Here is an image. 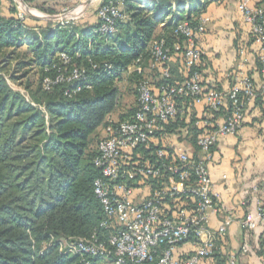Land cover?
Returning <instances> with one entry per match:
<instances>
[{
    "label": "trees",
    "instance_id": "trees-1",
    "mask_svg": "<svg viewBox=\"0 0 264 264\" xmlns=\"http://www.w3.org/2000/svg\"><path fill=\"white\" fill-rule=\"evenodd\" d=\"M9 1L8 13L4 14L0 0V264H98L105 259L81 257L61 250L64 240L95 234L105 241L115 229L101 227L108 219L94 195V183L102 178L101 170L94 164L102 138L97 143L95 133L100 127L105 131L110 125L107 118L121 107L119 84L124 80L134 85L137 96L139 82L146 79V69L156 74L157 87L185 79L186 41L174 36L175 28L183 22L196 26L210 4L226 0H103L100 5L111 3L125 17L111 36L96 33L97 17L93 24L70 21L28 26L25 18H18L16 6ZM38 1L24 0L39 11L56 13L53 7L45 8L46 3ZM242 32L249 44L253 43L252 35L244 26ZM158 39L165 40L169 48L174 44L180 47L169 64L170 80L161 79L159 69L149 67L150 45ZM198 46L200 59L192 71L200 74L205 90L227 92L217 84L209 87L205 83L208 61ZM235 47L238 51L244 48L247 53L246 41L238 42ZM61 54L67 56V63L61 60ZM256 59L260 82L251 81L258 90L263 78ZM176 60L181 61L179 71L172 67ZM9 69L13 82L26 80V84H19L23 85L26 95L8 86L3 72L7 75ZM32 70L39 76L34 89L27 81ZM73 70L81 73L77 81L56 83L49 90L43 88L45 79L65 78ZM77 87L80 90L75 92ZM262 96H256L253 103ZM243 102L246 112L249 104ZM137 110L136 105L126 111L117 123L132 121ZM231 111L229 101L218 112L202 109L203 114L198 117L196 108L187 99H180L175 117L162 124L150 143L127 154L126 167L155 165L156 151L162 148L168 154L165 161L172 162L171 150L175 143L187 142L195 156L197 140L205 130L194 123L208 118L216 124ZM168 178L169 174L163 172L156 179L145 181L138 177L130 185L138 188L145 184L153 192L162 191L168 186ZM176 205L190 212L195 202L191 197L178 201L166 199L164 214L170 216ZM220 239L215 238L210 264L214 259L226 264L225 257L217 255L216 244ZM263 248L264 238L257 251L264 259ZM160 255L159 249L145 264H155ZM105 261L112 264L111 258Z\"/></svg>",
    "mask_w": 264,
    "mask_h": 264
},
{
    "label": "built area",
    "instance_id": "built-area-1",
    "mask_svg": "<svg viewBox=\"0 0 264 264\" xmlns=\"http://www.w3.org/2000/svg\"><path fill=\"white\" fill-rule=\"evenodd\" d=\"M233 1L236 3L241 24L252 35L254 42L261 46L258 53L263 78L261 87L256 90L251 79L241 73L235 77L234 84L227 92L205 90L200 74L192 69L199 62L201 53L198 41L210 18L201 16L196 26L189 22L179 24L174 30V36L186 41L183 62L185 79L178 83L166 82L155 89L146 79L139 82L138 110L133 120L120 123L109 121L110 125L105 129V135L97 146L99 154L94 164L101 170L102 178L94 183V195L108 219L101 227H112L115 228L114 231L105 241H101L95 234L64 240L61 250L81 257L105 260L111 258L112 264H145L160 249L161 255L155 264H210L215 238L225 236L231 223V218H226L216 232L207 228L210 216L217 213L219 200V195L212 188L208 171L213 150L220 137L234 135L241 128L245 112L243 101L250 104L259 94L264 95V0ZM21 13H18V18L23 20L24 15ZM96 17L99 21L96 33L100 36L115 34L119 23L125 18L120 9L111 3L99 5ZM178 52L179 45L174 44L169 48L163 39L153 41L150 45V69H159L161 79L170 80L169 64ZM238 54L244 56L246 50L242 48ZM60 58L64 63L68 62L65 54H61ZM138 73H141L140 69ZM80 76L78 70H73L65 78H47L43 81V88L49 90L56 83L64 81L72 83ZM79 90L80 87H77L75 92ZM180 99H187L191 107H201L207 112H218L230 101L232 111L216 124L208 118L194 123V126L205 130L197 140L195 156L193 149H188L183 143H175L171 150L172 162L165 161L168 154L162 148L156 151L155 165L145 164L138 167L133 164L131 168H127V154L138 146L150 143L162 124L175 117ZM163 172L169 174L168 186L162 191L149 190L147 197L137 201V190L140 187L133 188L130 181H136L138 177L145 181L156 179ZM184 197L193 198V210L188 212L176 205L170 216L164 214L166 199L178 201ZM256 216L262 224L264 237V201H256ZM241 226L243 230L252 231L256 222L247 217L242 220ZM189 242L194 243L195 253L186 259L178 258L177 248ZM248 251L246 246L242 247V253ZM262 251L264 252V248ZM231 260L229 264L234 263Z\"/></svg>",
    "mask_w": 264,
    "mask_h": 264
},
{
    "label": "crops",
    "instance_id": "crops-1",
    "mask_svg": "<svg viewBox=\"0 0 264 264\" xmlns=\"http://www.w3.org/2000/svg\"><path fill=\"white\" fill-rule=\"evenodd\" d=\"M49 1L51 0H39L40 3H46L45 8L48 7ZM54 1L67 4L69 0ZM77 1L80 3V6L75 9L76 16H80L77 17L78 22L96 23V9L103 0H93L90 3V6L94 2L97 3L94 13L90 11V6L83 7L88 0ZM20 10L23 11L18 6L17 12ZM38 12L42 11L36 9L31 12L30 9V14L26 12L28 17H31L29 22H26L28 26H44L51 21L52 17L48 16L50 14L42 12L46 13L45 15L48 14L42 16ZM204 15L210 18V22L206 26V34L202 35L198 42L208 61V67L204 71L205 83L209 87L217 84L216 86L226 91L234 84L235 77L242 73L255 84H259L256 58H258L261 46L254 41L249 44L246 40L236 3L233 0H226L220 4H210ZM41 19H45V22L40 21ZM80 19L86 21L82 22ZM235 21L239 22L238 25H235ZM236 33L241 35L238 37ZM244 41L248 44L247 53L240 56L234 51L235 45ZM180 66L181 61L173 62L174 71H179ZM145 75H147V81L155 89L158 81L156 74L146 69ZM115 112L107 118V121H110V117L112 118ZM196 114L198 117L202 116L201 107L196 108ZM104 135V127H100L94 136L97 143ZM183 144L188 143L183 142ZM208 171L212 188L219 195V200L217 213L210 216L207 228L211 232H216L226 218H231L225 236L217 241V255L220 257L223 255L226 264H229L232 258L233 264H264V259L257 254L260 242L264 238L263 227L256 219V201H264V96L256 104L253 101L249 104L243 124L236 134L218 139ZM149 190L147 186L140 187L137 190V201L147 197ZM247 217L256 222L255 229L250 232H244L241 226L242 220ZM244 246L249 250L247 253L241 252ZM195 248L192 244H185L176 250V256L184 257L194 252ZM212 263L222 264L220 260L215 259Z\"/></svg>",
    "mask_w": 264,
    "mask_h": 264
},
{
    "label": "rangeland",
    "instance_id": "rangeland-1",
    "mask_svg": "<svg viewBox=\"0 0 264 264\" xmlns=\"http://www.w3.org/2000/svg\"><path fill=\"white\" fill-rule=\"evenodd\" d=\"M1 1H2L1 2L2 11H3L4 14H6V13H8L7 9H8V6L10 5V1L9 0H1ZM11 1L14 3V5L16 6V8L18 6L21 7V9L23 8L15 0H11ZM142 1H151V0H142ZM80 2H82V0H80ZM200 2H205V0H200ZM79 4L80 3L77 0L76 1L69 0L67 2V4H65V3H57V1H54V0L49 1V4H47V6L48 7H53L54 10H55V12H56L54 15H48L47 14L49 17H52V19H50L51 20L50 22H54V23H64V22H70V21L78 22L79 20H77V19L80 16L79 17L76 16L75 9H77V7L80 6ZM96 4L97 3L94 2L91 6H90V4L88 5V6H90V11L93 12L94 9H96ZM215 4H217V3H215ZM26 5L31 9V12H32V10L33 11L36 10L32 6H29L28 4H26ZM21 12H23V11L20 10L18 13H21ZM41 13L42 12H40L39 14L42 15V16H47V15H45L46 13L45 14L44 13L41 14ZM21 14L24 15L25 21L26 22H29V19H31V17H28V14H25L24 12L21 13ZM40 21H42V22L44 21L45 22V19H41ZM80 21L85 22L86 20L85 19L84 20L80 19ZM238 23H239L238 21H235V25H238ZM234 29L235 30L237 29L236 26L234 27ZM206 31H207V28H206L204 34H206ZM234 51L237 53V51H238L237 50V47H235V50ZM219 54H220V52L218 53V55ZM10 72H11V69L8 70L7 75H6V73L3 72V74L5 75V78L7 80L8 86L11 89L18 90L19 92H21V93H23V94L26 95L27 92L24 90L23 85L22 86L19 85V84H26V80H24V81H18V82L14 81L13 82L9 78V75H8V74H10ZM15 76H16V74H15ZM144 77L147 78V75L144 74ZM38 79H39V76L33 70L27 76V81L30 82L32 89L36 88V86L38 84ZM119 90H120V93H121V96H122V101L120 102L121 103V107L116 110V112H115V114H114V116L112 118L110 117V122H113V123L119 122V118H120V116L122 114L126 113V111L134 108L137 105V96L134 94V90H135L134 85H131L127 80H124L122 83L119 84ZM185 145H186L185 147H187L188 149H192L191 146H190V144L189 145L188 144H185ZM144 185L145 184H143L142 186H144ZM98 264H111V263L109 261L103 260V261L99 262Z\"/></svg>",
    "mask_w": 264,
    "mask_h": 264
},
{
    "label": "water",
    "instance_id": "water-1",
    "mask_svg": "<svg viewBox=\"0 0 264 264\" xmlns=\"http://www.w3.org/2000/svg\"><path fill=\"white\" fill-rule=\"evenodd\" d=\"M17 3H19V5L20 6H22L23 8V11H24V13L25 14H27L26 12H28V14H30V9H29V7L25 4V2L23 1V0H15ZM92 0H88L87 1V3H85L84 5H83V7H87L89 4H90V2H91Z\"/></svg>",
    "mask_w": 264,
    "mask_h": 264
}]
</instances>
